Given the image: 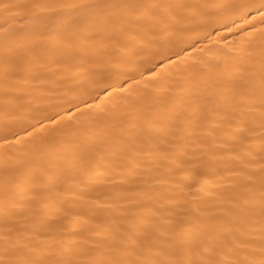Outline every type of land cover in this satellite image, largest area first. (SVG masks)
<instances>
[{"label": "snow or ice", "instance_id": "6c2138e0", "mask_svg": "<svg viewBox=\"0 0 264 264\" xmlns=\"http://www.w3.org/2000/svg\"><path fill=\"white\" fill-rule=\"evenodd\" d=\"M0 7V264H264V0Z\"/></svg>", "mask_w": 264, "mask_h": 264}, {"label": "bare ground", "instance_id": "6f19581e", "mask_svg": "<svg viewBox=\"0 0 264 264\" xmlns=\"http://www.w3.org/2000/svg\"><path fill=\"white\" fill-rule=\"evenodd\" d=\"M23 2L26 0H0V6ZM239 24H242L239 19H236L235 24L229 23L228 27L233 29L231 32L228 31V28L217 25L206 39L198 41V46L206 50L202 54H197V58L202 55L206 61L222 62L221 57L229 55L230 50L239 48L243 43L242 33L236 28V25ZM38 26L39 22L25 15L23 11L18 9L5 11L0 7V33H7L9 37L14 38L29 34ZM189 51L191 50L189 49ZM181 84L182 82L176 79L168 82V85L173 88L179 87Z\"/></svg>", "mask_w": 264, "mask_h": 264}]
</instances>
